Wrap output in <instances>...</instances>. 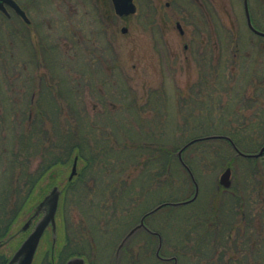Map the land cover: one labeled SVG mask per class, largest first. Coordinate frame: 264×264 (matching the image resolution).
Segmentation results:
<instances>
[{
  "label": "rangeland",
  "instance_id": "obj_1",
  "mask_svg": "<svg viewBox=\"0 0 264 264\" xmlns=\"http://www.w3.org/2000/svg\"><path fill=\"white\" fill-rule=\"evenodd\" d=\"M16 1L30 23L0 12V264L55 186L56 240L49 228L33 264H264L254 258L264 156H237L221 138L182 154L195 201L163 207L124 242L158 205L194 198L178 156L188 142L229 136L247 154L264 145V37L244 1L135 0L125 19L106 0ZM248 6L264 32V0ZM155 143L173 151L171 168L130 149ZM58 157L41 180L40 164ZM227 168L229 188L219 182Z\"/></svg>",
  "mask_w": 264,
  "mask_h": 264
},
{
  "label": "water",
  "instance_id": "obj_2",
  "mask_svg": "<svg viewBox=\"0 0 264 264\" xmlns=\"http://www.w3.org/2000/svg\"><path fill=\"white\" fill-rule=\"evenodd\" d=\"M113 6L115 13L118 16H129L132 14H135L137 11V7L134 3V0H112ZM244 6H245V13H246V18H247V24L249 29L255 33L256 35H259L261 37H264V32L258 31L252 23L250 12H249V7H248V0H244ZM7 7H10L11 9L14 10L16 14L21 16V18L26 22L30 23L28 17L26 16L25 12L21 9V7L16 3L15 0H0V11L6 15L9 16ZM123 32H126L125 29ZM226 139L229 141L235 152L237 153V156H241L244 158L248 159H257L260 158L264 155V145L260 149V151L256 154H246L243 153L242 151L239 150V148L235 145V143L228 137H223V136H209V137H203V138H198L194 139L190 142H188L179 152L178 156L180 158L181 163L183 166L188 169L192 176V180L194 182V185L196 186V194L193 199L180 202V203H164L158 205L156 208H154L152 211L148 212L141 220L140 225L135 227L125 238L124 242L127 241L128 238L133 235L136 231L139 229H146V226L144 224V221L147 217L150 215L156 213L158 210L162 209L163 207L166 206H173V207H178V206H183L187 205L189 203H192L195 201L197 194H198V184L192 175L190 169L187 167V165L183 162L182 160V154L183 152L189 148L191 145L200 142V141H205V140H210V139ZM77 161L78 158L75 159V162L72 167V172L69 177V180H72L73 177L77 174ZM231 175V168H227L223 175L220 178V184L224 186L225 188L230 187V181L229 177ZM60 196H61V191L59 187L55 186L51 192L44 198V200L38 205L36 213L34 217L38 216L40 213H43L42 218L38 221L36 224L34 230L29 234V236L26 238V240L22 243V245L19 247V249L15 252L13 257L11 258L10 262L8 264H33L36 253L39 249L41 240L47 231V229L50 227L52 229V232L54 234V240H56V230H57V223H56V217L58 213V208H59V203H60ZM122 243V246L124 244ZM3 245V243L0 242V247ZM160 251V250H158ZM66 264H85V260L80 257H75L70 259Z\"/></svg>",
  "mask_w": 264,
  "mask_h": 264
},
{
  "label": "trees",
  "instance_id": "obj_3",
  "mask_svg": "<svg viewBox=\"0 0 264 264\" xmlns=\"http://www.w3.org/2000/svg\"><path fill=\"white\" fill-rule=\"evenodd\" d=\"M196 134H200V131L193 132L192 136L193 135L195 136ZM227 137H229V136H227ZM82 138H84V137H82ZM232 140L238 147L240 143L237 141V139L233 138ZM84 141H86L85 138L83 139L82 142L80 141L79 144L78 143L74 144L72 146L73 150L69 154H74L76 152L75 154H76L77 157L83 158L82 155L84 157H86V155H85L86 149H85L84 144H83ZM33 144H36V143H33ZM36 145H39V144H36ZM88 147H90V146L88 145ZM56 148L60 149V150H63L62 146H60L59 144L56 146ZM110 149L113 150L115 148L112 147V146H109V144H107L104 147V151H106V152L111 151ZM130 149L131 150L140 151V152L142 150L143 152H146L147 153L146 156L149 157L148 159H150L151 162L153 161V159H155V161H154L155 164L158 163L161 166V168L164 169V170H166V168L168 169V168L172 167V157H173V155H172L173 153L172 152L173 151L168 150L167 147L163 146V144H161V143H159V144L155 143V144H149V145L146 144L144 146L140 145L138 147L132 146ZM251 151L252 150H250L249 152H251ZM79 152H80V154H79ZM64 154L66 155L65 152H64ZM165 158H168V160L166 161ZM61 159H62L61 157H58V160L55 161V162H51L48 167H46L47 165L45 166L43 163L40 164L41 167H40L39 171H41L40 172V174L42 176L41 180L45 177L46 172L50 171L49 169H54L55 167H58L59 163L61 162ZM38 182H39V178H37L35 180V182H32V184H37ZM254 189L256 190L257 201H258V207H257L256 210H257V212L262 214L261 215V217H262L261 223H264V218H263L264 217V184H257V186ZM15 218H16V216H15V213H14L13 219L15 220ZM245 235L246 234H243L242 236H245ZM256 241H257L256 242V251L254 253V256H255L254 258H256L257 262H261V261H264V250H263L264 249V234H258L257 237H256ZM234 246L236 247V252H238V253H244L245 252V250H241L239 248V246H237V244L234 243ZM257 264H259V263H257Z\"/></svg>",
  "mask_w": 264,
  "mask_h": 264
},
{
  "label": "flooded vegetation",
  "instance_id": "obj_4",
  "mask_svg": "<svg viewBox=\"0 0 264 264\" xmlns=\"http://www.w3.org/2000/svg\"><path fill=\"white\" fill-rule=\"evenodd\" d=\"M106 2H108V3H112V0H106ZM194 2H195V4H197L198 6H201V7H203V4H202V2H201V0H194ZM134 3H135V0H134ZM135 5H136V3H135ZM137 6V5H136ZM114 8V7H113ZM137 10H138V7H137ZM131 15H129V16H118V17H120L121 19H125V18H128V17H130ZM125 29V31H127L126 30V28H123V30Z\"/></svg>",
  "mask_w": 264,
  "mask_h": 264
}]
</instances>
